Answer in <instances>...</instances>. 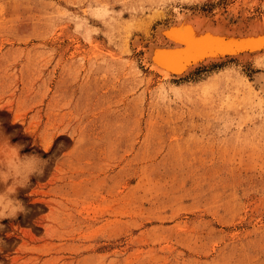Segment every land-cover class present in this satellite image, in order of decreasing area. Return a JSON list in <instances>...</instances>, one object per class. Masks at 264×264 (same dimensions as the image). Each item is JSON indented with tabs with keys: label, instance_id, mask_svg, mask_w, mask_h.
Returning <instances> with one entry per match:
<instances>
[{
	"label": "rangeland",
	"instance_id": "374dc122",
	"mask_svg": "<svg viewBox=\"0 0 264 264\" xmlns=\"http://www.w3.org/2000/svg\"><path fill=\"white\" fill-rule=\"evenodd\" d=\"M189 11L264 29V0H0V152L50 161L0 264H264V54L163 79Z\"/></svg>",
	"mask_w": 264,
	"mask_h": 264
},
{
	"label": "bare ground",
	"instance_id": "6f19581e",
	"mask_svg": "<svg viewBox=\"0 0 264 264\" xmlns=\"http://www.w3.org/2000/svg\"><path fill=\"white\" fill-rule=\"evenodd\" d=\"M196 17L199 18L196 15L184 16L179 14L175 19L176 24L172 26V31L168 33L170 41L172 39L178 42L186 41L188 43L186 44L188 47L193 46L194 49H190L188 54L186 53L189 59L181 62L178 58H174L173 61L170 60L164 62L161 54L163 45L151 47L148 51L147 55L150 60V68L160 74L163 79L179 78L185 76L199 66L210 65L229 58L247 60L250 57L252 58L253 56L264 54V29L258 30L256 28L257 31L261 32L258 35L245 32L238 33L237 36H234L232 33L224 30L219 38L214 39L212 38V29H210L207 25V28H205V32L203 33V37L200 39H192L186 36L188 39L187 41L185 37L182 39L177 38L176 35L178 36L181 30H183L184 33H191L192 26L197 20ZM203 20L208 23L209 19ZM162 28L159 29V31L161 30L160 34L163 36V30H165V28ZM224 38H226L227 41H222ZM195 41L202 42L197 44ZM255 79L259 83V87L261 86L259 89H264V72L256 73Z\"/></svg>",
	"mask_w": 264,
	"mask_h": 264
},
{
	"label": "clouds",
	"instance_id": "9594fccd",
	"mask_svg": "<svg viewBox=\"0 0 264 264\" xmlns=\"http://www.w3.org/2000/svg\"><path fill=\"white\" fill-rule=\"evenodd\" d=\"M0 135H3L0 133ZM0 152V221L27 214L24 203L17 198L18 190L29 187L32 177H42L50 161L36 152L21 155L23 144L12 145ZM5 225L0 223V231ZM5 242L0 239V247Z\"/></svg>",
	"mask_w": 264,
	"mask_h": 264
},
{
	"label": "water",
	"instance_id": "95a60500",
	"mask_svg": "<svg viewBox=\"0 0 264 264\" xmlns=\"http://www.w3.org/2000/svg\"><path fill=\"white\" fill-rule=\"evenodd\" d=\"M189 13L190 15L193 14H197L199 15V19L194 22L193 26H192V31L191 33L189 32H183V30H181L178 34V36L176 35L177 38L182 39L183 37H185L187 39L188 38H192V39H200L203 37V33L205 32V28H207L206 26L208 25L210 27V29H212V38L217 39L219 38V36L222 34V32L224 30L232 33L234 36H237L238 33H251V34H259L261 32L257 31L255 27L250 26V25H254L251 24L253 22H239V23H235L233 25L228 24L224 21H213L211 19L208 20V23L204 22L201 20V17L206 18L205 15H203L202 13L196 12V11H189L186 12ZM186 13H182V14H186ZM188 14V15H189ZM176 24L175 20H172L171 22H169L168 24L165 25V30H163V44L167 43L165 45H163V49L161 51V54L163 56V61L167 62L170 60H174V58H178L179 61L184 62L185 60L189 59L188 55H186V53L188 54L189 50H193V46L192 47H188V44L185 40V42H178L176 40H171L170 41V37L168 35L169 32L172 31V26ZM258 29V28H257ZM261 29V28H259ZM258 29V30H259ZM189 33V34H186ZM186 34V35H183ZM187 36V37H186ZM244 37V36H243ZM169 38V39H168ZM188 41V39H187ZM222 41H227L226 38L222 39ZM202 41H195V43H200ZM199 46V45H198ZM184 49V50H183Z\"/></svg>",
	"mask_w": 264,
	"mask_h": 264
}]
</instances>
